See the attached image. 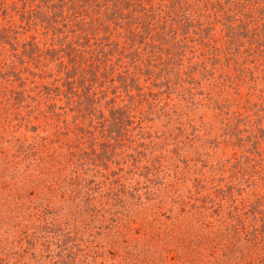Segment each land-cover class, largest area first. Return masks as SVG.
<instances>
[{"label":"rangeland","instance_id":"rangeland-1","mask_svg":"<svg viewBox=\"0 0 264 264\" xmlns=\"http://www.w3.org/2000/svg\"><path fill=\"white\" fill-rule=\"evenodd\" d=\"M71 1L0 0V264H264V0Z\"/></svg>","mask_w":264,"mask_h":264},{"label":"trees","instance_id":"trees-1","mask_svg":"<svg viewBox=\"0 0 264 264\" xmlns=\"http://www.w3.org/2000/svg\"><path fill=\"white\" fill-rule=\"evenodd\" d=\"M86 2L91 8L92 7H96V4L100 3L101 1H103L102 6H104V10L103 12L100 11L99 13V17L102 15L105 19H109V16H111L112 18H120L121 15H123L124 10H127L128 13H130V11H134L133 7H137L139 4H135L134 0H81ZM71 2L74 3V0H72ZM137 5V6H136ZM152 17L150 13H143V18H149ZM100 23L98 22V25ZM97 26V25H96ZM229 32H233V27L229 25ZM99 62L94 63L93 61L89 62L86 66H82V62H74L72 66L77 69V74L71 76V74L69 72L65 73V83H64V87L65 89H63V92L67 95V93H72L74 94L73 91H69V83L71 82L72 84L75 82L79 83V80H81L82 82H85L86 84H89L91 87L92 85L97 81V79H99L100 76H98L100 73H98V65ZM103 70H105V63H103ZM98 74V75H97ZM103 73H101L100 75H102ZM87 75L88 79H84V77ZM103 76V75H102ZM87 89H90V87H86ZM73 89V88H72ZM71 89V90H72ZM62 92V90H61ZM67 98V96H65ZM58 108H60L58 106ZM55 115H58L59 112L58 111H54Z\"/></svg>","mask_w":264,"mask_h":264}]
</instances>
